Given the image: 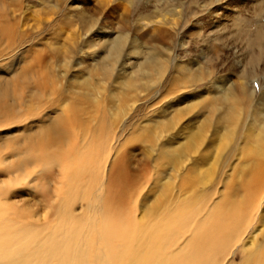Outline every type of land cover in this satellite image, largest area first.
<instances>
[{"label":"rangeland","instance_id":"1","mask_svg":"<svg viewBox=\"0 0 264 264\" xmlns=\"http://www.w3.org/2000/svg\"><path fill=\"white\" fill-rule=\"evenodd\" d=\"M169 10L178 15L175 29L156 23L141 27L143 21L162 18ZM0 22L12 28L6 36L0 35V103L7 99L5 88L11 87L7 104L14 107V111L0 113L5 119L0 127V203L4 208L5 203L16 205L24 221L55 227L59 214L53 204L64 198L71 185L86 186L80 163L90 161L88 181L95 182L93 185L107 184L115 172H121L139 189L135 202L127 204L125 210L129 209L121 216L123 226L117 225L116 213L105 217L96 206L98 199L92 198L97 208L93 206L94 211L87 213L99 219L100 232L114 237L116 226L118 235L120 230L129 229L126 227L134 216L146 222L153 207L160 212L166 201L180 200L186 205L185 217L174 226L183 233L180 224H185L184 219L191 225L175 249L178 251L193 235V187L197 191L201 188L193 175L195 163L213 158L210 165L216 171L208 187L216 190L212 197L215 202L225 190V182L238 186L243 178L248 179L250 165L263 159L256 152L257 148L264 149V137L256 135L261 130L264 133V0H0ZM92 24L93 29L88 31ZM119 31H129V39L142 48L129 53L130 45H126L120 57L108 58L105 41ZM151 55L163 58L162 75L144 63ZM141 64L149 74L137 71ZM33 78L41 81L43 94L47 92L38 104L40 108L48 105V99L58 98L56 89L65 93V99L60 106L54 105L57 110L54 106H50L52 110L42 108L37 117L21 122L23 108L35 101ZM20 86L24 89L21 103L14 93ZM74 103L81 105V119L89 127L103 121L105 129L99 137L110 138L109 151L77 149L70 160L67 150L63 155L36 154L38 143L31 142L36 145L34 153L44 158L16 167L22 154L17 149L19 143H27L31 135L40 134L39 130L54 131L64 119L63 110ZM49 119L56 122L47 126ZM203 122L208 128L200 143L193 139V133ZM220 137H224L220 145L226 142L227 148L215 163ZM165 143L177 152L163 158L160 153ZM11 167L12 171H7ZM98 190L94 191L96 195L101 192ZM72 197V214L82 223L87 213L78 194ZM257 216V220L264 218V205ZM60 219L65 225L64 218ZM96 234L89 239V260H93ZM244 238L248 243H262L264 225L251 227ZM119 242L116 239L113 244ZM244 252L246 247L236 248L229 262L243 264Z\"/></svg>","mask_w":264,"mask_h":264},{"label":"bare ground","instance_id":"2","mask_svg":"<svg viewBox=\"0 0 264 264\" xmlns=\"http://www.w3.org/2000/svg\"><path fill=\"white\" fill-rule=\"evenodd\" d=\"M165 13L166 14H164L162 18L152 21H143L141 27L145 28L151 23H156L175 29L178 21L176 11L169 10ZM93 27L94 24L90 25L88 31H91ZM11 29V26L8 24H1L0 22L1 37L6 36V32ZM110 31H112V29ZM129 33V31H119L117 32V35L111 39H104L108 40L105 41L108 58L120 57L126 45H130L129 53H138L141 45L138 46L136 41L130 40L129 38L132 36H130ZM4 39H6V37ZM159 56L151 55L145 59L144 63L155 67L154 70L162 75L164 72V60ZM137 67V71L142 74L150 73V70L144 68L142 64L140 66L137 65ZM112 68L110 69L112 70ZM107 70H109V68ZM27 72L29 71L27 70ZM30 72L32 71L30 70ZM45 75L47 76L48 74L46 73ZM26 77L27 75H24V78ZM49 79L48 81H51ZM7 84L10 85L9 83ZM33 87L36 91L35 94L33 93L35 101L32 100V104L30 105H28L29 102H26L27 107L23 108L25 113L19 118V121L21 122L29 117H37V115H39L45 108H51L52 110L54 105L60 106L64 101L63 99H65V93H63L62 90L56 89L55 91L58 98L55 100L48 99V105L47 103H44L46 106L40 108L38 104L42 99L45 100V94L47 92L43 94V86L39 80H35ZM9 88L10 89L5 88V97L7 99L9 94L11 95V87ZM14 93H17L16 96H18L19 103L23 102V97L20 96H23L24 93L23 86H20L18 91H15ZM57 95L55 96L57 97ZM7 99L1 101L0 113L4 112V110L7 112L14 111V107L12 108L7 104ZM77 105L78 104L76 103L71 104L63 110L64 119L54 131L53 128L51 130L47 128L43 132L42 130H39L40 134L31 135L27 143L21 144L18 142L19 145L17 149L20 152L19 154H22L17 159L18 163L16 162V167L18 166L20 168L23 165H29L34 162L36 163L39 158L36 155L37 152H49L53 154L61 152L63 155L62 151L67 150L69 154L68 159L72 160V158L75 157L74 154L77 149L80 151L83 148L96 147V149L98 148V151L102 152L101 149H103L104 152L111 147L110 144L112 143L110 138L105 137L102 139V135L99 137V134L105 129L102 123L103 121L98 122L96 127H89L88 124H85L81 119V113L83 112L81 105H79V107ZM49 121L51 123L47 126H50L54 122L52 119H49ZM4 123L5 119L0 117V127L4 126ZM47 126L44 125L43 128ZM205 128H208V126L203 122L199 130L193 133V139L200 141V143L204 142V135L206 133ZM261 129H264V121L261 124ZM259 132L256 137L261 139L264 137V133H262V130ZM261 134L262 137H260ZM102 137H104V135ZM223 138L224 137H220L219 140L217 139L218 149L215 148L217 150V155L214 157L215 163L218 161L222 152L227 148L226 142L220 145V141H222ZM31 142L38 143V147L35 150L36 154L33 151L36 148V145ZM212 142H215V140H212ZM169 143H165L161 148L162 152L160 154L163 158L166 157L167 154L170 155L176 151V148H172ZM197 147L195 148V151H197ZM96 149L94 148V150ZM256 155L263 159L254 165H250L251 167L248 168L250 171L249 176L246 175V177L248 176V179L243 178V182L238 184V186H235V183L233 184L232 182H225V190L220 194L219 200L215 202H213L212 197L216 194V190L210 189L212 187H208V184L211 183L212 172L216 171L214 170V167L210 165V161L213 158L202 164L200 162H198V164L195 163V166L193 167V175L197 178V182L199 183L198 187L201 185V188L197 191V189L193 187V210L191 209L193 211V235L188 241L189 244H187L186 247L184 246L185 248L181 247L178 251H175V249L181 243L184 232L187 233L190 231L189 225H191L186 219H184L185 224H180L181 227L183 226V233L174 226L175 223L185 217L183 210L186 205L183 203L184 201H171L169 204L168 200L162 205L163 207L160 208V212H156L154 207L149 212V209H147L146 214L148 212V219L146 222H144V218L138 219L137 216H134L133 220H131L133 221L132 224L130 223L127 225L128 227L125 226L127 229L129 228L127 231L122 232L123 230H120V233L116 235L119 232L118 227L116 226L115 230H117V232L114 234V237L111 234L104 236V233L99 230L98 224L100 223L96 215L94 216L91 213L89 214L90 216L88 215V211H90L91 207L93 208L96 204L93 205L92 198L98 199V204L96 206L99 205V210H101V213H103L105 217L107 215L113 216V214H111L113 212L116 213L118 216L116 217L117 225L120 226V224L122 225L125 221L121 216L129 209L125 210V207L128 206L127 204L132 205V203L135 202V198L139 195V189L135 184L133 185L130 183L131 181H126L122 177L121 172H115L113 178L108 181L107 184L104 183L99 187L93 185L95 182H92V184L88 181L90 161L82 160L80 165L84 169L83 178L86 186L78 185L77 187H72L71 185L68 187V190L63 188L66 189L65 195H62L64 198L53 204V206L55 205L54 211L57 210L56 214H59L58 222L53 224L55 227H51L49 224L39 225L24 221V219L19 218L20 215L17 214L19 208H17L16 205L10 207L7 205L8 203H5V206L7 207L4 208L0 203V264H233L234 262H229V258L231 256L233 257L234 250L239 247H246V252H244L243 256V264H264V241L256 245L253 239V241L248 243L245 242L244 238L245 233L251 227L255 229L260 224L264 225V218H259L257 220V214L259 213L261 206L264 205V149L257 148ZM41 156L39 158L40 160L44 158ZM257 156L255 158H257ZM106 161L105 163H102L106 164ZM103 164L100 166L102 169L104 168ZM203 167H205L204 170H202ZM7 171H12V167ZM79 172L80 171H78V173ZM80 173L82 174V172ZM92 175L93 174L91 173V176ZM188 178H190V176L186 177V179ZM92 179L90 181H92ZM189 181L190 180H187V182ZM98 188L101 192L96 195L95 192L99 191ZM77 194L80 200L79 202H81V208L84 209L86 213L88 212L87 217L83 216L82 223L75 217V214H72L74 209L71 211V207H74L75 199H70ZM57 196L59 197L60 195L57 194ZM92 211L94 210H91L90 212ZM134 211L133 213L136 214ZM27 215L30 216L29 218L32 217L29 213H27ZM61 217L64 218L65 225L60 219ZM151 219L153 220L150 222ZM156 221L157 223L154 224ZM146 223L148 224L144 226ZM75 224H80L81 228L79 229L80 226L77 227ZM149 224H151V226H149ZM180 226L178 225V227ZM96 232L97 238L94 244L95 246L93 245L92 247L94 258L92 257L93 260H89L88 255L92 254L89 252V239L93 237V235L95 236ZM103 238L106 239L105 243H102ZM116 239H119L120 242L118 244H113ZM82 247L83 250H81Z\"/></svg>","mask_w":264,"mask_h":264}]
</instances>
